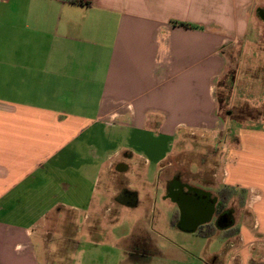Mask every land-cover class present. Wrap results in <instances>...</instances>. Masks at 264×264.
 Masks as SVG:
<instances>
[{"label": "crops", "instance_id": "1", "mask_svg": "<svg viewBox=\"0 0 264 264\" xmlns=\"http://www.w3.org/2000/svg\"><path fill=\"white\" fill-rule=\"evenodd\" d=\"M82 1L0 0V264H64L52 260L63 245L48 251L42 232L61 210L71 212L77 234L91 232L87 253L98 254L106 239L115 242L102 224L111 175L128 171L133 159L149 165L160 138H204L226 121L216 87L230 47L241 43L243 50L249 38L252 0ZM260 92V107L241 102L246 119L254 111L259 117L239 123L233 144L223 142L214 156L223 167L217 194L190 185L209 201L217 203L222 189L243 201L244 224L222 251L205 261L184 251L178 262L171 253L143 250L133 260L114 243L110 249L125 258L92 264H264L263 75ZM146 137L151 146L140 142ZM112 183L114 202L131 208L117 201L127 190L138 205L137 193ZM141 235L136 227L116 242L132 246Z\"/></svg>", "mask_w": 264, "mask_h": 264}, {"label": "rangeland", "instance_id": "2", "mask_svg": "<svg viewBox=\"0 0 264 264\" xmlns=\"http://www.w3.org/2000/svg\"><path fill=\"white\" fill-rule=\"evenodd\" d=\"M259 8L264 9V0H252L249 16V38L243 50L241 43L230 47L226 73L216 87L219 116L226 120L221 127V132L209 134L204 138H202L201 132L197 134L189 133L183 136L182 141L178 143L177 140L181 139L180 135L173 139L174 141L160 138L152 145L153 151L149 165H144L141 161L133 159L129 164L128 171L113 173L109 181V213L106 221L102 224L104 227L106 226L108 236L114 237L115 242L106 239L99 253L94 254V256L88 255L87 252L88 248H90L88 239L95 240V238L91 237V232L87 233L85 231L81 235L76 233V229L70 220L71 212L61 210L60 213L54 212L50 214L47 226L42 230L46 239L44 247L48 251H53L58 249L59 245H63V255L57 254L58 250L52 255L54 262L59 259H63L64 264H92L107 260H109V263L120 262L125 257H123V253L116 250L117 248L110 249L109 246L114 243L118 244L120 248H125L126 250L124 251H130V256L127 255L126 259L134 260L133 256L138 255L136 252L143 251L140 248L141 246H137L136 249L125 242H120L122 244H119L116 240H123L136 227L143 234L140 236L142 241L146 240L153 243L152 252L155 249L160 250L165 257L171 253L173 256L175 255L174 258L178 262L182 260V257H185L184 251H187L190 256H193L198 261H205L207 258L212 259L214 255L222 251L228 238H233V231L244 224L245 217L241 213L243 211V201L240 197L230 196L224 206L231 213L232 226L226 230L214 229L209 237H204L200 233L205 229V226H200L194 233L182 232L173 226V218L177 215L179 208L169 199L164 198L165 182L171 179L174 172L180 171L183 173L181 179L184 182L189 185L204 187L217 194L218 184L222 180L223 167L221 159H215L214 156L217 157L223 142H226L229 146L233 144V136L236 134L237 129L240 128L238 125L242 124L243 127L246 121L250 122L256 116L259 117L258 111H254V113L249 112V119H246L248 114L241 108L244 107L241 102H247V106L252 108H257L261 105V77L262 75L264 76V19L260 18L258 13H255ZM262 14H264V10ZM257 32L258 37H256ZM241 52L242 54L244 53V60H246L247 65L241 63ZM244 71L249 72L242 73ZM234 81H236V84ZM232 88L234 94L230 98ZM243 113L246 116L243 115L244 117L241 118ZM140 142L144 146H151L153 141H151L150 137H146ZM166 150H169L170 155L163 162L162 167L154 165V161L161 157ZM113 181L115 185L127 186L137 193L138 205L129 208L114 202L111 196L114 189ZM53 218H57L59 223L53 221ZM215 220L216 215L212 218V223ZM48 236H50V240H47ZM64 236H68V240L77 241L79 247L74 248L75 244L71 243V240L67 244L63 243L64 240L62 238ZM34 245H39L40 247V241L38 243L35 241ZM179 248L182 250H177ZM221 261H225L224 264H226V258H222ZM154 264L168 263L158 259ZM250 264H261V262L260 260H254Z\"/></svg>", "mask_w": 264, "mask_h": 264}, {"label": "water", "instance_id": "3", "mask_svg": "<svg viewBox=\"0 0 264 264\" xmlns=\"http://www.w3.org/2000/svg\"><path fill=\"white\" fill-rule=\"evenodd\" d=\"M259 17L264 19L263 12H258ZM261 13V14H260ZM190 187L188 188V190ZM168 198L175 203L180 212V228L183 231L188 233L195 232L201 225L206 224L212 218L214 214V207L216 200L209 201V196L203 193H200L198 198L193 199L189 197H177L175 195H168ZM230 217L223 216L222 221L226 223V228L232 226L231 222V213L229 212Z\"/></svg>", "mask_w": 264, "mask_h": 264}, {"label": "flooded vegetation", "instance_id": "4", "mask_svg": "<svg viewBox=\"0 0 264 264\" xmlns=\"http://www.w3.org/2000/svg\"><path fill=\"white\" fill-rule=\"evenodd\" d=\"M258 12H260L258 10ZM257 13V12H256ZM261 14V13H260ZM183 177L182 172H174L171 179H168L165 182L167 195H175L177 197L186 196L189 198L197 199L200 195L199 192L192 189V187L184 182L181 178ZM190 189L188 190V188ZM117 201L120 203H124L126 205H129L131 207H135L137 205L135 195L131 192H128L127 190H121L118 194ZM225 216L230 217L229 214H226ZM151 241L143 240L141 242L132 243V248H137V246H141L144 251H151L152 245Z\"/></svg>", "mask_w": 264, "mask_h": 264}, {"label": "trees", "instance_id": "5", "mask_svg": "<svg viewBox=\"0 0 264 264\" xmlns=\"http://www.w3.org/2000/svg\"><path fill=\"white\" fill-rule=\"evenodd\" d=\"M76 2L83 3L82 0H76ZM86 4H88V3H86ZM180 25L188 26L187 24H183V23H180ZM243 115H245V114L243 113L241 118L244 117ZM192 189L199 192V193H203V194L210 196L209 193H205V192L198 190L196 188H192ZM229 197H230L229 190L222 189L219 191V194H218L219 200L216 203V206L214 208V214L216 215V220L212 224H210V221H209L205 225H201V226H205V229L200 233L202 236L209 237L214 229H217V230H226L227 229L226 228L227 225H226V223H223L222 217L225 216L226 214H229V212H230L228 209L224 208ZM172 223H173V226L176 227L178 230H180L182 232H186V231H183L179 226V224H180V212L179 211H178L177 215H175V217L173 218Z\"/></svg>", "mask_w": 264, "mask_h": 264}]
</instances>
